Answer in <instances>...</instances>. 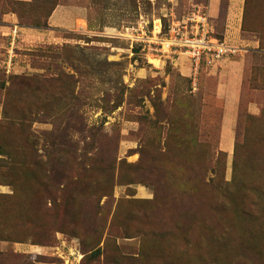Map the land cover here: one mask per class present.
Listing matches in <instances>:
<instances>
[{"label": "rangeland", "instance_id": "obj_1", "mask_svg": "<svg viewBox=\"0 0 264 264\" xmlns=\"http://www.w3.org/2000/svg\"><path fill=\"white\" fill-rule=\"evenodd\" d=\"M195 7L193 81L134 38ZM0 187V264H264V0H0Z\"/></svg>", "mask_w": 264, "mask_h": 264}, {"label": "built area", "instance_id": "obj_2", "mask_svg": "<svg viewBox=\"0 0 264 264\" xmlns=\"http://www.w3.org/2000/svg\"><path fill=\"white\" fill-rule=\"evenodd\" d=\"M138 29L142 35L134 39L139 44L152 53L172 59L182 57L188 64L193 81H196L202 69L212 68L238 51L213 35L204 9L199 7L193 8L180 20H171L166 27L158 21V25L154 24L147 35L142 26ZM150 56L153 57V54Z\"/></svg>", "mask_w": 264, "mask_h": 264}, {"label": "crops", "instance_id": "obj_3", "mask_svg": "<svg viewBox=\"0 0 264 264\" xmlns=\"http://www.w3.org/2000/svg\"><path fill=\"white\" fill-rule=\"evenodd\" d=\"M6 1L28 2L30 0H6ZM78 15L79 12L74 8L59 6L52 12L51 16L49 17L48 25L55 28L67 27L72 29ZM226 71H231L232 75H230L229 79H227L226 95L224 99L225 109L234 110L237 108L238 95L241 87V80H240L241 66L240 64L236 63V65H232L231 67L228 66ZM220 74L222 73L220 72ZM219 86H222L221 83L218 84V87ZM4 190L5 189L3 187H0V194H3L5 192Z\"/></svg>", "mask_w": 264, "mask_h": 264}, {"label": "bare ground", "instance_id": "obj_4", "mask_svg": "<svg viewBox=\"0 0 264 264\" xmlns=\"http://www.w3.org/2000/svg\"><path fill=\"white\" fill-rule=\"evenodd\" d=\"M82 29H84V28H82ZM149 63L152 65H156L158 62H157V60H151V61H149Z\"/></svg>", "mask_w": 264, "mask_h": 264}]
</instances>
